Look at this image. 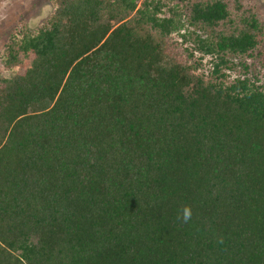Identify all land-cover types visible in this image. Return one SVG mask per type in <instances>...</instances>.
I'll return each mask as SVG.
<instances>
[{
	"label": "trees",
	"instance_id": "trees-1",
	"mask_svg": "<svg viewBox=\"0 0 264 264\" xmlns=\"http://www.w3.org/2000/svg\"><path fill=\"white\" fill-rule=\"evenodd\" d=\"M263 33L240 0H55L15 30L0 264H264Z\"/></svg>",
	"mask_w": 264,
	"mask_h": 264
},
{
	"label": "rangeland",
	"instance_id": "rangeland-1",
	"mask_svg": "<svg viewBox=\"0 0 264 264\" xmlns=\"http://www.w3.org/2000/svg\"><path fill=\"white\" fill-rule=\"evenodd\" d=\"M206 1V0H195ZM264 19V0H240ZM55 0H0V79L12 78L17 67L5 65L6 44L13 32L22 29L25 34H35L37 29L53 13ZM260 62L255 63V76L264 83V33L261 42ZM259 73V74H258ZM239 72L231 73L232 80ZM260 83V84H261Z\"/></svg>",
	"mask_w": 264,
	"mask_h": 264
},
{
	"label": "clouds",
	"instance_id": "clouds-1",
	"mask_svg": "<svg viewBox=\"0 0 264 264\" xmlns=\"http://www.w3.org/2000/svg\"><path fill=\"white\" fill-rule=\"evenodd\" d=\"M183 215H184V219L188 220L190 218V216H191V210L189 208H185Z\"/></svg>",
	"mask_w": 264,
	"mask_h": 264
}]
</instances>
